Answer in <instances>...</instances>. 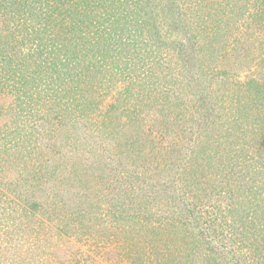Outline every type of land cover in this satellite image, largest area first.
<instances>
[{"label":"rangeland","instance_id":"rangeland-1","mask_svg":"<svg viewBox=\"0 0 264 264\" xmlns=\"http://www.w3.org/2000/svg\"><path fill=\"white\" fill-rule=\"evenodd\" d=\"M252 1L0 0V264L244 263Z\"/></svg>","mask_w":264,"mask_h":264},{"label":"trees","instance_id":"trees-1","mask_svg":"<svg viewBox=\"0 0 264 264\" xmlns=\"http://www.w3.org/2000/svg\"><path fill=\"white\" fill-rule=\"evenodd\" d=\"M249 6H251V9L253 8L255 15L261 16L264 14L263 13V11H264V9H263L264 8V0H253L249 4ZM94 71H95L94 65H92V63H88L85 65V67L83 68V74H85V76L87 77L86 82H93L94 81V79H95L94 74H93ZM77 73H80V72H77ZM259 101L260 102H259V104H257V106H259V105H263V106L262 107H256L255 111L250 112V114H251L250 117L253 116V118L249 122V128H251L253 130L252 134H256L255 131L259 129L260 130V136L262 137V139L259 142V144L257 145L258 147H257L256 151L252 155H247V158L249 161L254 160V162L256 164H258V166L261 168V171L264 172V110H263L264 109V94L260 95ZM261 125L263 128H261ZM255 153H256V158H255ZM236 158L244 159V158H242V156L241 157L236 156ZM236 166L238 167L239 172H241V170L244 169V166L238 162H237ZM225 184H228V183L226 182ZM263 185H264V183H263ZM263 187L264 186H260L259 190L257 191V193H261L263 195L262 197H264ZM229 191H231V190H229ZM223 197L225 198V196H223ZM231 197H226L230 201L226 202V205H225L226 207H223V208H228L227 209L228 211H230V209H232V207L234 206L233 205L234 203L232 202ZM201 205L202 204L198 202L199 208ZM214 206H217V209L219 212L217 213L216 211L215 212L209 211V212H211L212 215H214L212 218L217 217V215H219V217L222 218L224 211H225V210L221 209L222 203H221V205H214ZM202 212H203V210H201L200 217H201ZM205 213H206V211H205ZM243 219H245L246 224L249 227V229L255 224L256 221H258V225L255 228L257 230H255V229H251V230L255 235H256V231H258V229L260 232L259 236L256 237L257 238L256 245L253 242L254 248L245 246L244 249L241 250V254L244 255V263H246V264H264V251H263V246H264V242H263L264 213L262 211L258 212V215L256 216L255 215V208L253 209V207H251V208L248 207L246 216L243 217L241 220H243ZM251 244H249V246ZM241 246H243V245H240V247Z\"/></svg>","mask_w":264,"mask_h":264}]
</instances>
